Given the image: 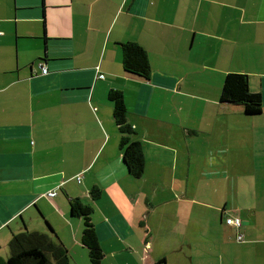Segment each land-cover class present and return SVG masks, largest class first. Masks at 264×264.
<instances>
[{
  "label": "crops",
  "instance_id": "0c3cea01",
  "mask_svg": "<svg viewBox=\"0 0 264 264\" xmlns=\"http://www.w3.org/2000/svg\"><path fill=\"white\" fill-rule=\"evenodd\" d=\"M127 41L147 51L149 79L124 69ZM231 72L264 97V0H0V244L38 230L92 264L79 199L101 264H264V105L222 101Z\"/></svg>",
  "mask_w": 264,
  "mask_h": 264
},
{
  "label": "trees",
  "instance_id": "16d2710c",
  "mask_svg": "<svg viewBox=\"0 0 264 264\" xmlns=\"http://www.w3.org/2000/svg\"><path fill=\"white\" fill-rule=\"evenodd\" d=\"M124 69L142 78L149 79L151 63L147 51L136 42L121 44ZM109 98L114 103V118L121 133L120 147L129 172L141 177L145 170V156L141 142L132 137L134 129L127 120V107L123 92L112 89ZM221 100L243 105L248 115L262 113L264 97L250 87L247 74L231 72L225 76ZM101 190L93 188L92 197L100 196ZM71 211L75 216L83 217L82 241L89 249L92 264H101L104 252L101 247L94 223L91 218L93 208L81 200L71 201ZM10 255L7 259L0 256V264H71L68 249L61 241L46 232L25 229L13 233L9 241Z\"/></svg>",
  "mask_w": 264,
  "mask_h": 264
},
{
  "label": "built area",
  "instance_id": "2783aa9c",
  "mask_svg": "<svg viewBox=\"0 0 264 264\" xmlns=\"http://www.w3.org/2000/svg\"><path fill=\"white\" fill-rule=\"evenodd\" d=\"M44 72H47V67H44ZM101 76H103V75H101ZM78 178H80V177H78ZM48 195H50V196H54V195H56V192L51 191V192L48 193ZM226 222H227V224H229V225H235V226H237V227H240V226L242 225V220H241V218H239V217H228V218L226 219ZM238 238H239V240H242V239H243V235L240 234V235L238 236Z\"/></svg>",
  "mask_w": 264,
  "mask_h": 264
},
{
  "label": "rangeland",
  "instance_id": "374dc122",
  "mask_svg": "<svg viewBox=\"0 0 264 264\" xmlns=\"http://www.w3.org/2000/svg\"><path fill=\"white\" fill-rule=\"evenodd\" d=\"M23 230H25V229H23ZM9 255H10L9 240L8 241H2L0 244V256L7 259L9 257ZM112 260H113V258L110 257L107 259V262H111ZM72 264H75V263L73 262Z\"/></svg>",
  "mask_w": 264,
  "mask_h": 264
}]
</instances>
